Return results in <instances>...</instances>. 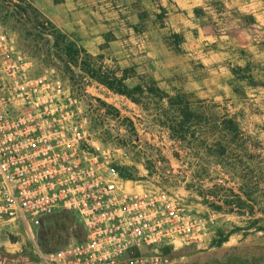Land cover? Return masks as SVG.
<instances>
[{"label":"rangeland","instance_id":"rangeland-1","mask_svg":"<svg viewBox=\"0 0 264 264\" xmlns=\"http://www.w3.org/2000/svg\"><path fill=\"white\" fill-rule=\"evenodd\" d=\"M35 1L22 0L32 6ZM61 1L49 0L54 4ZM90 2L93 15H97L100 22L115 21L119 28L131 25L137 35L154 29L153 35L157 31L162 48L157 49L156 56L132 61L129 66H124V57L115 59L108 52L97 54L102 55L100 60L88 53L90 57L80 54L76 64L73 60L67 63L68 58L63 54L64 43L71 41L81 47L77 45L74 32L63 33L44 15L57 31L65 35L64 43L62 39L55 43L52 34L39 32L33 24L15 14L13 3H21V0H0V26L17 33L21 45L32 52L38 64L54 68L61 78L73 85L79 83V87L87 90V100L82 108L85 129L92 142L110 151L111 164L118 173L122 171L127 175L122 177L119 174L126 185L132 190L166 191L186 204L197 217L208 219L209 244L199 250L174 251L171 264H264V230L257 229L261 225L257 222L261 215L255 212L243 216L222 209L214 210L210 206L212 195L222 200L227 193L223 182L227 165H232L236 174L234 192L238 193L240 177L246 175L250 199L257 198L254 175L259 160L254 155L264 151V0ZM176 14L185 17L181 23L182 32L178 33L182 36L178 44L180 53L173 50L174 39L171 37L176 26L172 27L170 21ZM191 19L204 27L209 36L205 40L207 44L200 47L209 61H201L196 57L198 53L193 55L190 50L192 36L200 35L197 28L192 27ZM81 60L86 65L83 66ZM247 60L251 62L254 78L261 84L250 87L244 82L239 83L237 85L242 87L245 95H237L232 91L231 80L234 78L230 69L244 66ZM80 66L91 71L101 66L107 80L112 75L124 76L123 85L128 89L140 86L135 94L138 101L115 94L96 82L90 73L80 70ZM148 87L170 95L183 88L203 99L207 108L220 115L226 113L239 124L238 138L246 142V151L252 158L210 157L197 142L189 139L192 151L197 153V157L190 156L187 149L179 148L177 143L168 139V116L163 114L166 103L151 96ZM175 152L177 155L173 154ZM48 225L47 237L53 248L68 237L72 217L53 214ZM221 239L224 241L217 244L216 241ZM32 250L29 232L0 230V264L29 261L34 257Z\"/></svg>","mask_w":264,"mask_h":264},{"label":"built area","instance_id":"built-area-1","mask_svg":"<svg viewBox=\"0 0 264 264\" xmlns=\"http://www.w3.org/2000/svg\"><path fill=\"white\" fill-rule=\"evenodd\" d=\"M79 86L0 26V230L29 232L34 254L9 264H171L176 250L205 248L207 218L166 191L132 190L92 142ZM57 213L73 225L52 248Z\"/></svg>","mask_w":264,"mask_h":264},{"label":"trees","instance_id":"trees-1","mask_svg":"<svg viewBox=\"0 0 264 264\" xmlns=\"http://www.w3.org/2000/svg\"><path fill=\"white\" fill-rule=\"evenodd\" d=\"M58 2V0H55ZM15 14L25 19V21L34 25L38 28L39 32L52 34L55 43H59V39L64 43L65 35L57 31L56 27L41 14L35 7L30 3H13ZM171 37L174 39V51L179 53L180 48L178 44L181 40V36L177 33H172ZM63 54L67 56V63L70 60L76 64L79 55L90 57L86 50L82 47H76V45L69 41L64 43ZM58 58L61 57L60 53H57ZM102 55H96L95 59L100 60ZM81 63L86 65L85 61L81 60ZM88 68V65H87ZM101 66L96 71L86 69V67L80 66V70L87 74H91V77L96 78V82L103 84L107 89L113 91L115 94L126 97L133 102L138 100L135 97L136 91L140 90V86L136 85L128 89L123 85L124 76L112 75L110 80L105 77L104 72L101 70ZM230 73L234 79L232 82V91L237 95H245L239 83H246L250 87L258 86L259 83L254 78L251 62L247 60L244 66L231 67ZM147 92L157 98L160 101H165L166 107L164 108L163 114L168 116V134L167 137L174 143H177L179 148L187 149V153L190 156L197 157V153L191 149V140L197 142L199 148L203 149L206 155L210 157H223L229 158L230 156H239L241 158L250 159L252 158L247 153L245 141H240L239 136V124L231 117H227L226 113L220 115V113L207 108V105L203 99H198L192 91L178 88L175 90L173 95L161 91L157 88L148 87ZM191 139V140H189ZM177 155V152L173 153ZM254 158L259 160L255 165L254 175V189L257 193V200L250 199L249 193V179L246 175L240 177V186L237 187L238 193L234 192L236 183V174L232 165H227L223 171V175L226 176L223 182L226 185L227 193L219 199L216 195L211 196L210 206L214 210H224L227 213H237L239 215H254L255 212L261 216L257 222L261 223L257 227L258 230H264V199H260L264 196V151L254 155ZM224 168V167H223ZM247 169L249 167H246ZM122 177H127L122 171L119 172ZM213 181V179H210ZM259 197V199H258ZM253 200V201H251ZM251 201V205L249 204ZM221 202V205H217ZM253 204V205H252ZM224 241L221 239L216 241L217 244Z\"/></svg>","mask_w":264,"mask_h":264},{"label":"crops","instance_id":"crops-1","mask_svg":"<svg viewBox=\"0 0 264 264\" xmlns=\"http://www.w3.org/2000/svg\"><path fill=\"white\" fill-rule=\"evenodd\" d=\"M92 5L90 0H62L59 4H54L49 0L33 2V6L55 23L63 33L74 32L77 45L91 55L108 52V55L115 59L124 57L126 64L124 66H129L132 61H141L142 59L145 60L147 56H156L157 49L162 48L160 47L162 46L161 41L156 35L157 31H155V36L153 35L154 29L152 31L144 30L137 35L131 25H127V28H119L115 21L100 22L97 15L95 17L93 15ZM171 18H174L170 21L171 26H176L172 31L177 34L182 32L180 28L185 17L176 14ZM190 21L192 27L197 28L200 32V35L192 36L190 50H192L193 55L198 53L196 57H200L201 61H209L206 52L200 50L202 45L207 44L205 40L209 36L204 27L192 19ZM184 26L187 25L184 23ZM179 48L181 52V46ZM187 55L191 54L187 53Z\"/></svg>","mask_w":264,"mask_h":264}]
</instances>
